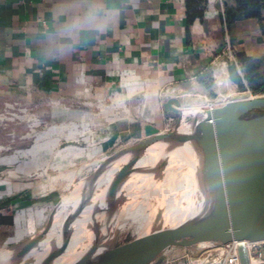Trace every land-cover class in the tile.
<instances>
[{
    "label": "crops",
    "instance_id": "0c3cea01",
    "mask_svg": "<svg viewBox=\"0 0 264 264\" xmlns=\"http://www.w3.org/2000/svg\"><path fill=\"white\" fill-rule=\"evenodd\" d=\"M233 3L206 0L203 18L190 22L186 0H0V112L18 102L44 113L50 124L39 139L17 148L9 146L14 129L0 126V246L15 243L16 231L19 241L38 232L58 202L45 214L51 200L32 190V174L59 169L65 160L77 165L79 157L106 155L166 129L167 98L190 108L207 106L195 93L226 101L264 93V20H229ZM100 5L119 9L104 31L78 22ZM229 50L240 85L229 76ZM113 91L126 100V111L99 107L98 95L111 105ZM90 132L103 140L101 149L92 140L79 143L80 133ZM180 254L172 251L155 264Z\"/></svg>",
    "mask_w": 264,
    "mask_h": 264
},
{
    "label": "water",
    "instance_id": "95a60500",
    "mask_svg": "<svg viewBox=\"0 0 264 264\" xmlns=\"http://www.w3.org/2000/svg\"><path fill=\"white\" fill-rule=\"evenodd\" d=\"M229 76L240 85L237 67L233 63L229 66ZM162 105L166 112L177 116L175 123L106 154L73 191L59 199L37 234L8 247L12 252L18 251L13 264H20L43 247H51L61 237V231L55 230L46 242L55 219L72 200L85 194L95 177L115 160L121 163L92 208L103 230L96 233L86 259L67 264H155L175 250L211 248L232 241L239 242L241 264H251L245 242L264 241V95L230 100L212 108H185L178 97L167 98ZM189 128L197 131L211 157L213 207L194 224H174L141 241L115 245L105 252L108 255L121 245L130 244L119 259L108 260L99 256V245L112 229L117 209L115 198L125 186L126 176L131 172L135 176L143 175L136 171L138 163Z\"/></svg>",
    "mask_w": 264,
    "mask_h": 264
},
{
    "label": "bare ground",
    "instance_id": "6f19581e",
    "mask_svg": "<svg viewBox=\"0 0 264 264\" xmlns=\"http://www.w3.org/2000/svg\"><path fill=\"white\" fill-rule=\"evenodd\" d=\"M104 96L98 95L99 107L102 111H113L114 114L115 112L126 111V100L122 96H115L111 105L105 103ZM40 124V120H34L33 126L37 127ZM34 133L39 137L43 136V132L37 129H34ZM104 156L94 160L90 164L89 170ZM120 163L119 160L111 162L106 169L95 177L90 189L72 200L55 219L46 242L55 230L61 231V237L51 247H43L33 252L20 264H48L51 262L67 264L87 258L92 240L97 232L103 230V226L93 213L92 208L104 185L115 174ZM83 167L79 170L73 169L53 176L51 188L56 185H64L65 190L73 191L85 177H79ZM48 170L49 166H46L37 175L43 176ZM136 171H140L143 175L135 176L134 172H131L126 176V184L115 198L117 209L114 214L112 229L101 241L98 248V255L108 260L119 259L129 249L130 244L121 245L117 250L106 255L105 252L108 249L115 247L113 243L118 233L131 230L134 235L129 242L141 241L153 232L174 224L196 223L215 203L211 182V157L205 142L193 128L184 130L176 140L165 144L157 152L144 158L138 163ZM11 173V175H16L13 171ZM14 235H16V242L19 243L18 238L21 237L22 233L16 231ZM3 246L4 248L0 249V264H13L18 251L12 252L6 244Z\"/></svg>",
    "mask_w": 264,
    "mask_h": 264
},
{
    "label": "rangeland",
    "instance_id": "374dc122",
    "mask_svg": "<svg viewBox=\"0 0 264 264\" xmlns=\"http://www.w3.org/2000/svg\"><path fill=\"white\" fill-rule=\"evenodd\" d=\"M98 105H99V102L95 101L92 108L98 110V108H97ZM28 110H29V112H31L35 115L36 120L41 121V124L38 126L39 128H36V129L38 131L44 133V131H46L50 126L49 122L47 121L48 119L46 118L44 113H41L38 109H36V108L34 109L33 107H28ZM2 112L3 111H1L0 113H2ZM98 112H99V110H98ZM20 121L18 119L14 120V121L13 120H7V119H3V120L0 119V126H1V124L2 125L8 124L10 126V128L14 129V130L9 131V132L13 133V135L10 137V141H11L10 146L11 147H15V148L21 147L23 145L22 141H27V140H29V142H30L29 144H32L33 143L32 141L39 139V136H37V135H35V133L31 132L27 122L21 121V123H20ZM32 122L33 121H31L29 123H32ZM91 134H92L91 132L87 133V134L86 133H83V134L80 133V135L78 137L79 143H86V141L92 140L91 144L94 146V149L95 150L101 149V145H102L101 143L103 142V140H101L100 138H97V137H92ZM42 135H44V134H42ZM89 138H94V139H89ZM132 142H134V140L131 141L130 143H132ZM130 143H128V144H130ZM121 144H123V143H119V145H115L114 147L111 146V149L109 151H111L112 149L114 150L115 148H118L119 146H122ZM103 155H105V153L101 152L100 155H98L96 157H79V159L77 161V165H76V163L75 164L74 163L69 164V163H67L69 160H67V161L65 160L64 163L62 164V167L59 168L60 170L55 169V168H53V169L50 168L48 170V172L43 176H39L37 174L31 175L33 177V182H34L32 190L35 193L43 192V194H41V195H44V196H41L40 199L45 198V199H48L47 201L51 200V203L48 202L47 206H45V208H46L45 214H47L51 210V208L53 207V205L55 204L56 201H59V199L62 196H64L66 193H68V191L65 190L64 185H60V186L56 185L54 188H51L52 177L57 176L59 174H63L64 172L66 173L67 171H70L73 169L79 170V168L84 166L81 174L79 175L80 178L81 177L83 178V176H86L90 172V170H89L91 167L90 164L93 163L94 160L99 159L100 156H103ZM58 164L59 163H57V165ZM8 170L10 171L12 169H8ZM11 174L12 173L10 172V175ZM41 204H42L41 207H44V205H46L44 203H41ZM43 214H44V212H43ZM44 222H45V220L42 221L41 224H39L37 226V228L40 229ZM133 235H134V233L131 230L128 232H125V233L120 232V233H118L116 240L114 241L113 245L115 246V245L123 244L125 242H129L133 239ZM30 236H33V233H30V232L26 233L25 235H23V238H22V240L19 241V243L28 239ZM14 244H17V242L8 244L7 246H11ZM1 248H4V246H0V249Z\"/></svg>",
    "mask_w": 264,
    "mask_h": 264
},
{
    "label": "built area",
    "instance_id": "2783aa9c",
    "mask_svg": "<svg viewBox=\"0 0 264 264\" xmlns=\"http://www.w3.org/2000/svg\"><path fill=\"white\" fill-rule=\"evenodd\" d=\"M228 54V61L234 63L235 57L233 53L229 50ZM167 92V90H164L162 92V95H166ZM117 95H119V91H113L112 94L109 95V99L111 100ZM259 95H264V93H261ZM259 95H254L252 92H250L249 97ZM194 96L203 99L204 102L207 103L206 108L216 107L227 102L226 98L224 97H219L211 100L207 96L201 95L199 93H195ZM0 119L13 121L18 119L19 121L21 120L22 122H27L31 132L33 133L34 129L38 128V126H33L34 120H36L35 115L29 112L28 107L22 106L18 102L6 103L3 112L0 113ZM176 119L177 116L175 114H170L166 123V128L171 127L175 123ZM31 121L33 122L29 123ZM245 243L248 248L251 264H253V261L254 264H263L264 241H246ZM179 251H181V254L175 259L177 261L172 260L171 262H167V264H180V262H184V264H241L238 241H232L211 248L180 249Z\"/></svg>",
    "mask_w": 264,
    "mask_h": 264
},
{
    "label": "trees",
    "instance_id": "16d2710c",
    "mask_svg": "<svg viewBox=\"0 0 264 264\" xmlns=\"http://www.w3.org/2000/svg\"><path fill=\"white\" fill-rule=\"evenodd\" d=\"M206 0H186L187 17L190 22L203 18ZM264 0H234L226 13L229 20L241 18L263 19Z\"/></svg>",
    "mask_w": 264,
    "mask_h": 264
},
{
    "label": "clouds",
    "instance_id": "9594fccd",
    "mask_svg": "<svg viewBox=\"0 0 264 264\" xmlns=\"http://www.w3.org/2000/svg\"><path fill=\"white\" fill-rule=\"evenodd\" d=\"M135 2V0H133ZM119 15V9H105L103 5L89 9L79 18V23L87 25L95 31L102 32L107 27V18L115 19Z\"/></svg>",
    "mask_w": 264,
    "mask_h": 264
}]
</instances>
